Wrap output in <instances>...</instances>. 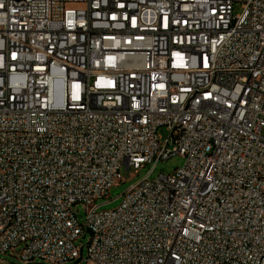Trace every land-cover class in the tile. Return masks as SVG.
Instances as JSON below:
<instances>
[{"label": "built area", "instance_id": "1", "mask_svg": "<svg viewBox=\"0 0 264 264\" xmlns=\"http://www.w3.org/2000/svg\"><path fill=\"white\" fill-rule=\"evenodd\" d=\"M85 230L88 264H264V0H0V255Z\"/></svg>", "mask_w": 264, "mask_h": 264}, {"label": "rangeland", "instance_id": "2", "mask_svg": "<svg viewBox=\"0 0 264 264\" xmlns=\"http://www.w3.org/2000/svg\"><path fill=\"white\" fill-rule=\"evenodd\" d=\"M241 12L240 5H237L235 13ZM164 139L169 135L167 127H161L158 132ZM185 163V159L180 155H175L167 160H161L156 165L154 172L150 175L151 178L158 176L161 172L165 174H175L178 168H181ZM154 167V164H147L141 168L131 167L127 169L125 166L122 169V182L114 185L107 197L101 198L97 201V205L100 206L99 210L111 211L119 208L123 201L124 192L133 184L137 183L145 176L148 175L150 170ZM80 223L85 224L86 221V209L83 204H78L74 208ZM91 233L85 230L84 233L79 237L75 244L81 249L82 259L72 264H88L87 258V244L90 240ZM37 263H41L37 261ZM0 264H26L13 252L0 255ZM34 264V263H31ZM46 264V263H41Z\"/></svg>", "mask_w": 264, "mask_h": 264}]
</instances>
